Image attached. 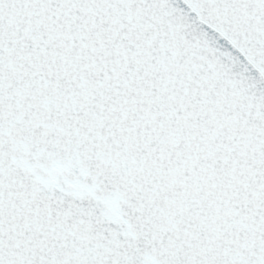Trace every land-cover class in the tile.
<instances>
[{
	"label": "snow or ice",
	"instance_id": "snow-or-ice-1",
	"mask_svg": "<svg viewBox=\"0 0 264 264\" xmlns=\"http://www.w3.org/2000/svg\"><path fill=\"white\" fill-rule=\"evenodd\" d=\"M264 0H0V264H264Z\"/></svg>",
	"mask_w": 264,
	"mask_h": 264
},
{
	"label": "water",
	"instance_id": "water-1",
	"mask_svg": "<svg viewBox=\"0 0 264 264\" xmlns=\"http://www.w3.org/2000/svg\"><path fill=\"white\" fill-rule=\"evenodd\" d=\"M261 71L264 72V69H262Z\"/></svg>",
	"mask_w": 264,
	"mask_h": 264
}]
</instances>
